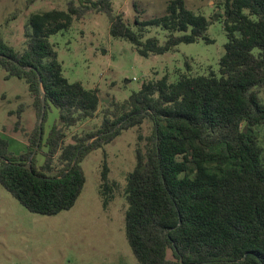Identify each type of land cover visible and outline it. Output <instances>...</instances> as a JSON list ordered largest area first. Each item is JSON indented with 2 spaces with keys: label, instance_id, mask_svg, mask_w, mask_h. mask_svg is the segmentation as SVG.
I'll use <instances>...</instances> for the list:
<instances>
[{
  "label": "trees",
  "instance_id": "obj_1",
  "mask_svg": "<svg viewBox=\"0 0 264 264\" xmlns=\"http://www.w3.org/2000/svg\"><path fill=\"white\" fill-rule=\"evenodd\" d=\"M218 5L228 38L219 73L145 81L104 111L99 129L75 134L72 142H66L67 130L94 118L100 98L97 89L64 75L51 35L94 10L107 15L112 37L149 57L183 42H211L212 20L185 0H171L162 16H136L135 30L114 10L113 0H68L66 9L29 15L22 51L0 33V68L6 79L25 81L39 118L46 95L42 138L38 123L27 151L16 154L0 134V184L31 212L53 216L71 209L86 182L82 161L123 130L149 120L151 134L144 148L136 149L125 187V233L138 264H264V145L257 132L264 126V0H219ZM150 27L168 31L163 44L157 37L144 40ZM51 106L58 120L45 137ZM41 150L44 163L37 165L33 156L27 167ZM101 178L107 206L112 183L106 160Z\"/></svg>",
  "mask_w": 264,
  "mask_h": 264
},
{
  "label": "rangeland",
  "instance_id": "obj_2",
  "mask_svg": "<svg viewBox=\"0 0 264 264\" xmlns=\"http://www.w3.org/2000/svg\"><path fill=\"white\" fill-rule=\"evenodd\" d=\"M169 1L113 0V6L138 30L136 16L140 20L162 16ZM218 1L185 0L188 8L212 20L207 30L211 42L201 39L179 43L164 54L140 55L129 41L112 37L109 18L94 10L75 19L69 29L51 35L64 75L71 82L80 81L86 88L97 89L100 98L96 116L69 128L66 142H72L75 134L99 129L104 111L112 108L114 102L124 101L145 81L167 75L174 82L181 73L204 75L211 70L219 73V59L228 38L223 8ZM67 2L36 0L28 5V0H0V33L5 41L22 51L26 47L24 32L29 15L66 9ZM167 34L164 29L150 27L144 40L157 37L163 44ZM5 74L0 68V134L9 140L10 149L19 154L27 151L40 118L34 106L35 97L25 81L17 77L6 79ZM57 120L58 110L51 106L44 122L45 137ZM151 131L152 123L145 120L140 127L123 130L112 142L93 150L82 161L86 182L81 195L71 209L56 215L29 211L0 184V264H138L125 233L128 206L125 187L127 176L136 165V149L144 148V138ZM257 132L264 145V126L258 127ZM139 134L143 139L139 140ZM42 150L33 153L37 165L44 163ZM105 160L112 183L107 206L101 192ZM53 166L56 172L59 166L56 163ZM168 257L173 258L171 250Z\"/></svg>",
  "mask_w": 264,
  "mask_h": 264
},
{
  "label": "water",
  "instance_id": "obj_3",
  "mask_svg": "<svg viewBox=\"0 0 264 264\" xmlns=\"http://www.w3.org/2000/svg\"><path fill=\"white\" fill-rule=\"evenodd\" d=\"M42 103H43V112H42V115L40 117V122H39V139L42 137V124H43V119H44V114H45L44 110H45V104H46V95L44 92L42 93ZM32 157H33V154L31 155L30 160L28 161L26 165L27 167L31 166Z\"/></svg>",
  "mask_w": 264,
  "mask_h": 264
},
{
  "label": "built area",
  "instance_id": "obj_4",
  "mask_svg": "<svg viewBox=\"0 0 264 264\" xmlns=\"http://www.w3.org/2000/svg\"><path fill=\"white\" fill-rule=\"evenodd\" d=\"M133 79H134V80H136V78H135V77H134Z\"/></svg>",
  "mask_w": 264,
  "mask_h": 264
}]
</instances>
